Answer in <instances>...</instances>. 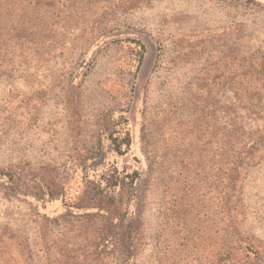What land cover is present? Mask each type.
<instances>
[{
	"label": "rangeland",
	"instance_id": "rangeland-1",
	"mask_svg": "<svg viewBox=\"0 0 264 264\" xmlns=\"http://www.w3.org/2000/svg\"><path fill=\"white\" fill-rule=\"evenodd\" d=\"M62 1L68 19L58 35L66 43L54 58L12 72L7 60L0 66V167H46L72 201L84 187L83 163L102 148L95 167L140 172L145 239L135 264H215L214 130L228 120L231 51L246 56L264 46V11L231 0H140L100 26L122 28L114 42L80 47L88 14L76 15L78 0ZM96 1L98 12L107 0ZM106 121L129 130L128 149L100 142ZM246 182L245 225L264 245V160ZM64 210L60 199L37 202L0 188V264H117L83 252L100 221L58 218Z\"/></svg>",
	"mask_w": 264,
	"mask_h": 264
},
{
	"label": "trees",
	"instance_id": "trees-1",
	"mask_svg": "<svg viewBox=\"0 0 264 264\" xmlns=\"http://www.w3.org/2000/svg\"><path fill=\"white\" fill-rule=\"evenodd\" d=\"M231 1L264 11V4L256 0ZM96 2L78 0L80 7L72 4L76 15L82 11L88 14L80 27V47H105L114 42L111 36L122 28L100 31V26L122 5L136 7L141 1L107 0L98 12ZM66 7L61 0H0V66L7 60L12 72L21 63L39 66L53 59L56 49L66 43L64 36L58 35V29L67 24ZM140 46L142 63L146 48ZM240 50L234 47L230 56L228 86L232 96L228 110H223L228 112V120L218 121L214 130L218 196L215 264H264V245L245 225L246 180L251 169L264 160V46L246 56ZM99 135L100 142L108 137L117 152L122 144L128 149L132 140L128 129L118 123L110 126L109 121L100 125ZM103 154L98 148L88 157L92 162L83 163L84 187L72 201L49 169L28 163L0 167V188L10 196L31 197L37 202L60 199L66 210L58 218L98 219L96 236L83 252L89 257H116L117 264H135L145 239L142 198L135 188L140 172L113 164L95 167L93 161Z\"/></svg>",
	"mask_w": 264,
	"mask_h": 264
}]
</instances>
